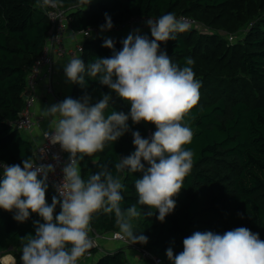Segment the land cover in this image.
<instances>
[{
  "label": "trees",
  "instance_id": "1",
  "mask_svg": "<svg viewBox=\"0 0 264 264\" xmlns=\"http://www.w3.org/2000/svg\"><path fill=\"white\" fill-rule=\"evenodd\" d=\"M54 1L67 11L63 35L66 45L75 49L81 42L83 51L79 57L86 66L94 58L112 56L113 49L102 46L106 39H111L114 49L120 51L122 41L135 32L123 30L85 38L83 31L101 28L106 23L105 13L113 26L138 16L159 18L173 13L177 18L199 20L214 31L200 32L192 27L160 45L172 62L181 67L186 58H191L195 77L201 82L198 105L190 113L192 118L186 116L184 120L193 132L191 143L184 146L194 153L193 166L181 191L173 197L176 206L164 222L157 219L158 210L137 205L140 215L131 223L137 220L134 233L147 236L148 242L133 244L125 235L139 248L135 251L141 254L140 249L145 250L162 259V264H173L166 250L171 247L174 256L180 253L183 239L197 231L222 235L246 227L264 240V0H91L87 6H78L80 0ZM42 3L43 0H0V163L23 166L24 159L34 156V143L22 136L13 123L25 105L30 70L53 30ZM140 30V35L152 39L150 31ZM220 31L237 33L242 38L229 40ZM85 82L87 87L73 85L71 98L80 99L87 93L95 103L102 93L110 92L86 73ZM112 97L105 115L130 111V104L114 93ZM128 124L144 138L156 130L155 125L144 122L133 124L129 120ZM132 140L131 131L125 133L116 142H106L103 151L85 156L80 164L84 179L104 167L119 175L125 185L122 209L137 202L135 180L142 178L139 172L117 174L113 167L120 156L135 151ZM53 195L56 192L49 185V205ZM60 210L57 206L54 215ZM149 211L151 216L147 215ZM14 215L15 210L0 209V258L9 247H15L12 252L16 264H23L26 237L35 234L34 221H43L35 213H30L24 222L16 221ZM91 226L101 235L121 232L114 214L102 210L93 214ZM87 256L85 253L78 262L85 261ZM124 257L125 248L117 247L104 251L89 264H129Z\"/></svg>",
  "mask_w": 264,
  "mask_h": 264
},
{
  "label": "clouds",
  "instance_id": "2",
  "mask_svg": "<svg viewBox=\"0 0 264 264\" xmlns=\"http://www.w3.org/2000/svg\"><path fill=\"white\" fill-rule=\"evenodd\" d=\"M90 2L80 0L78 6ZM43 3L53 4V0ZM105 20L101 31L113 27L107 13ZM145 23L152 39L140 35L137 29L122 41L120 51L114 49L111 39L104 41L103 47L113 49L111 57L94 58L87 66L81 58L73 57L63 66L68 82L87 87L86 73L110 92L102 93L95 103L86 93L80 99L66 97L43 108L42 116L51 118L44 139L69 154L61 167L62 179L53 184L56 195L50 205L46 201L48 176L60 165L58 155L52 157L56 165L37 164L32 158L24 159L22 167L0 163V209L15 210L13 218L19 222L26 221L30 213L38 214L43 221H34L35 234L26 237L23 264H78L79 258L94 246L88 235L89 225L93 214L101 210L114 214L116 225L133 244L148 242L147 236L133 232L131 221L140 215L137 205L158 210L160 222L174 210L173 197L181 191L193 166L194 153L184 147L191 143L193 132L184 120L186 116L192 118L190 113L198 105L201 82L195 77L191 58H186L181 67L160 47L161 43L175 40L176 33L189 30L190 24L173 13L148 18ZM112 93L130 104L127 114L112 111L105 115ZM129 120L133 124H153L156 130L144 138L139 131L130 129ZM130 131L135 151L120 156L113 167L117 174L139 172L142 178L135 180L137 202L122 209L125 185L119 175L104 167L84 179L80 164L85 156L103 151L106 142H116ZM57 206L61 210L54 215ZM140 251L143 256L144 250ZM166 255L173 264H264V240L246 227L222 235L197 231L183 239V251L174 256L170 247Z\"/></svg>",
  "mask_w": 264,
  "mask_h": 264
},
{
  "label": "built area",
  "instance_id": "3",
  "mask_svg": "<svg viewBox=\"0 0 264 264\" xmlns=\"http://www.w3.org/2000/svg\"><path fill=\"white\" fill-rule=\"evenodd\" d=\"M54 4V6H53ZM53 4L45 5L42 3V8L45 10L46 16L53 24V30L47 40L46 46L43 52L38 56V58L34 61V64L30 70V73L27 78V90L25 93V105L20 113V116L13 123L14 127L17 130L31 132L34 128L41 127L46 122V117L35 116V113L32 112L33 107L36 105V101L38 98L37 88L41 85H45V94L46 96L56 97L55 88L53 81L55 80L56 75V62L59 60H65V58L79 56L83 51V45L81 42L76 44V48L68 47L66 45V39L64 35L65 32V22L67 21V11L61 9L60 5L53 0ZM148 19L146 16H138L131 18L124 24H120L117 26H113L111 30L101 31V28H90L83 31L81 34L85 38H90L94 35H104L113 34L118 31H129L134 29H143L145 31H150V29L146 26L145 21ZM157 19V18H152ZM177 19H183L187 23L194 26L198 25V22L191 17H179ZM90 31V35L87 32ZM46 102V100H42ZM56 103L62 100H55ZM42 128V127H41ZM42 141L39 143H34V156L33 160H36L37 164H53L56 165V161L53 160L54 155H58L60 160V165L55 167L54 173H49L48 176V184L54 189L53 184L58 183L62 179V171L61 167L63 163L68 159V153L61 151L60 146L51 145L47 140L44 139V132L50 129L44 130L41 129ZM41 149H45V152L42 153ZM43 155V156H42ZM42 156V157H41ZM3 163V162H2ZM7 164V163H4ZM9 165V164H8ZM22 167V166H21ZM3 170L0 168V177H2ZM42 178V177H38ZM55 190V189H54ZM88 235L90 239L94 241V246L89 249L86 254L89 255L91 252L97 249H102V251H106L105 248L101 245L103 240L107 241H122L127 242L134 248L135 245L131 244L126 236L121 232H113L107 235L99 234L94 228L91 226V222L89 225ZM143 255L149 259L152 264H162L163 260L153 256L147 251H143Z\"/></svg>",
  "mask_w": 264,
  "mask_h": 264
},
{
  "label": "crops",
  "instance_id": "4",
  "mask_svg": "<svg viewBox=\"0 0 264 264\" xmlns=\"http://www.w3.org/2000/svg\"><path fill=\"white\" fill-rule=\"evenodd\" d=\"M71 41V39L69 40V42ZM68 42V43H69ZM75 57H79V56H75ZM73 57H69L67 59V61L69 59H72ZM66 61V62H67ZM66 63L64 62V65ZM64 65H60V61H57L55 66H56V75H55V80L53 81V84H54V88H55V94H56V97H51L50 95L49 96H46L45 94V85L44 84H41L38 88H37V93H38V98H37V101H36V105L33 107L32 109V112L35 113V116H41L42 114V111H43V108L47 107V106H50L52 104H55L56 101L55 100H63L65 99L66 97H71L72 96V91H73V85L71 87V89L68 88V85H67V82H66V76L64 74V71H63V66ZM69 83V82H68ZM42 100H46V102H43ZM46 122L43 124V126H41L40 128L37 127V128H34L31 132H27V139L29 141H31L32 143H39L42 141V136H41V132L42 130L41 129H44V130H47V129H50L49 125H50V119L51 118H46ZM109 242V241H107ZM119 242V241H117ZM126 244H122V243H116L114 242L112 245L110 244H107L106 241H103V246H105V250H108V251H113L115 248L117 247H123L125 248V254H126V258L129 262V264H152V262H148L146 260V262H141V259L139 256L136 255V248L132 247L131 245H127L125 246ZM99 252V251H98ZM98 252L94 255H90L85 261L84 263L83 262H79L78 264H87V261L89 262H95L96 261V258H98ZM90 258V260H89ZM144 258V257H143ZM12 260L14 261V259L12 258H8L7 261L8 262H12Z\"/></svg>",
  "mask_w": 264,
  "mask_h": 264
},
{
  "label": "rangeland",
  "instance_id": "5",
  "mask_svg": "<svg viewBox=\"0 0 264 264\" xmlns=\"http://www.w3.org/2000/svg\"><path fill=\"white\" fill-rule=\"evenodd\" d=\"M196 20V19H195ZM197 21V20H196ZM198 22V25L197 26H194V25H191L190 26V28H192V27H194L196 30H198V31H200V30H202L203 32H206V31H211L212 32V34H213V30L211 29V30H209L208 29V27L207 26H205V24L203 23V22H200L199 20L197 21ZM134 30H137V29H134ZM139 31H142V30H140V29H138ZM202 31H200V32H202ZM130 32H132V31H130ZM217 32H219V31H217ZM220 33L221 34H223V35H225V36H228V39L229 40H239V39H241L242 38V35H240V34H237V33H223V32H221L220 31ZM120 35H121V33H119ZM118 34V35H119ZM80 58V57H79ZM70 60V59H69ZM68 60V61H69ZM62 62H60V65H64V62L65 63H67L68 61H67V58H65V60H61ZM67 61V62H66ZM66 82H67V85H68V88L69 89H71V87H72V85H73V83H68V81H67V79H66ZM21 133V135L22 136H24V137H27V132H25V131H21L20 132ZM152 134V133H151ZM132 225H133V232L137 229V220H133V223H132ZM13 248L15 249V247H9L7 250V253L5 254V255H3L2 256V258H0V264H16V260H15V258H14V255H13ZM98 252V251H97ZM96 251H94L93 253H92V255L94 254H96L97 253ZM136 253V255L137 256H139L140 257V259H141V262H146V258H143V256L139 253V252H135ZM102 255V251L100 250L99 252H98V256L97 257H99V256H101ZM8 258H12V259H14V261L12 260V262L10 263V262H8L7 261V259ZM89 260H90V258H89ZM124 260L126 261V262H128L127 261V259H126V257H124ZM148 262H150V261H148ZM79 263V262H78ZM90 263V261L88 262L87 261V264H89Z\"/></svg>",
  "mask_w": 264,
  "mask_h": 264
},
{
  "label": "bare ground",
  "instance_id": "6",
  "mask_svg": "<svg viewBox=\"0 0 264 264\" xmlns=\"http://www.w3.org/2000/svg\"><path fill=\"white\" fill-rule=\"evenodd\" d=\"M93 27V26H92Z\"/></svg>",
  "mask_w": 264,
  "mask_h": 264
}]
</instances>
